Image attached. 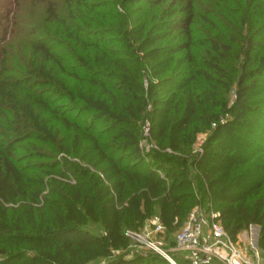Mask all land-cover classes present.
Wrapping results in <instances>:
<instances>
[{"label":"trees","instance_id":"trees-1","mask_svg":"<svg viewBox=\"0 0 264 264\" xmlns=\"http://www.w3.org/2000/svg\"><path fill=\"white\" fill-rule=\"evenodd\" d=\"M33 1L43 5L42 19L26 29L9 6L0 12V264H92L126 248L125 230L152 216L170 235L193 207L208 204L233 238L258 226L263 253L261 26H250L241 42L245 18L239 25L226 13L234 26L220 27L202 15L216 35L195 40L190 0L184 16L170 19L172 12L162 24L122 6L167 0H59L67 15L58 0ZM107 6L108 14L99 11ZM25 33L26 56L9 55L5 43ZM166 33L183 40L151 49ZM113 37L120 40L104 47ZM237 44L242 58L231 75L221 65ZM232 85L243 112L221 123L237 109L227 110ZM243 113L248 120L238 118ZM146 120L160 150L145 157ZM208 130L194 154L197 136ZM139 261L171 264L159 257L108 264Z\"/></svg>","mask_w":264,"mask_h":264},{"label":"rangeland","instance_id":"rangeland-1","mask_svg":"<svg viewBox=\"0 0 264 264\" xmlns=\"http://www.w3.org/2000/svg\"><path fill=\"white\" fill-rule=\"evenodd\" d=\"M59 1V0H58ZM188 0H167L161 2L159 5H156L154 7H150L147 4H144L143 1H139L133 5H125L122 6L126 9V12H130L134 15V17H142L145 15H148L150 18L153 16L154 19L152 22L154 24H162L169 20L168 18L172 14V12H176L170 19H177L182 16H184V11L182 10ZM192 1V8L193 12L197 14L195 17V24L191 25V28L193 30V35L195 40H205L206 37H213L215 38L216 33L214 31H210L209 26L207 24H204L202 20L199 18L200 16L204 15L207 18H209L211 21H213L218 26H223V24H226V22L229 23V25L232 27L234 26V21L236 23H239L240 25V18L246 19V24L239 29V32L242 34L238 36L237 41L243 40V38L248 37L250 26L257 23L258 25L256 27L261 26V34H264V0H190ZM60 7L62 10V15H67L69 8L66 6V4L61 3L59 1ZM10 7L12 10H14L16 15V23L21 26V28L26 29L27 24H31L32 22L34 25H36V22H39L42 19V9L43 5L38 2H34L33 0H19L18 5L15 6L14 0H0V12H2V7ZM18 6V7H17ZM100 8V7H99ZM123 8V9H124ZM119 11H121V7H117ZM99 11H104L106 14L109 13V6L100 8ZM122 12V11H121ZM240 12V13H239ZM231 14L233 18H236V20L228 19L225 14ZM234 14V15H233ZM32 20V21H31ZM31 22V23H29ZM105 23H112V21L107 20ZM138 25V24H137ZM238 26V25H236ZM237 32V34H239ZM52 34H54L52 32ZM155 34H163V31H153L152 35ZM168 34V33H166ZM25 36V37H24ZM22 38L29 39V37L26 36V33L23 35L14 36L11 41L8 43H5V48L7 51H9V55L12 56H26L27 49L24 48L22 45ZM112 45H103L106 48H111L114 44L117 43V40H120L119 37H113ZM182 39L181 36L176 37L174 33H169L166 35L162 40H159L155 42L150 48H163L166 46H170L173 44H176L177 42H180ZM118 48L120 47V43L117 44ZM116 45V46H117ZM241 45L237 44L232 47V53L230 57H228L227 64L221 65V67L224 69V72L231 74L233 73V68L238 67L241 62ZM197 50L202 51V47H198ZM182 53L176 54L174 56V61H176L178 58H180ZM10 57V56H9ZM27 61V59H25ZM5 64H13L10 62V60L5 62ZM224 91V89H222ZM236 101V93H235V85H232L229 88V92L227 93V110L236 109L237 105L235 103ZM148 109L150 107L148 106ZM243 111L242 109L237 108L236 111H232L228 115H225L224 118L221 116L219 117V121L221 123L225 122V119L228 118L230 120L237 117L238 114H241ZM238 118H244L245 120H248L249 116L247 113H243L242 115H239ZM213 128V127H212ZM210 133V130L206 131L205 133H202L198 135L197 137H202L201 142L202 146L200 148H203V145L206 141V138L208 134ZM140 148V146H139ZM141 151V150H140ZM194 154H198L199 152H193ZM252 232L253 236L255 237L256 245L258 247L260 256L264 260V252L262 253L261 249L258 246L259 242V227L256 225H253ZM95 230V228H93ZM101 234V232H99ZM249 233L247 234V236ZM174 236L173 234H167L166 231H164L162 234L156 235L155 238L162 241V245L160 247L161 251H153V250H140L138 252L132 251L131 248L128 246L126 248H122L119 250H111L110 254L101 257L96 262L92 264H108L110 261L116 259V258H124V259H134V258H153V257H159L162 259H166L167 257L170 258L175 262L176 259L178 260H184L180 253L176 252L174 250ZM244 236H239V239L243 240ZM163 254H162V253ZM140 260V259H139ZM176 263V262H175ZM91 264V263H90ZM138 264H142L141 261H139ZM157 264V263H156Z\"/></svg>","mask_w":264,"mask_h":264},{"label":"built area","instance_id":"built-area-1","mask_svg":"<svg viewBox=\"0 0 264 264\" xmlns=\"http://www.w3.org/2000/svg\"><path fill=\"white\" fill-rule=\"evenodd\" d=\"M145 84H147L146 81ZM201 139L202 137H197L193 152H202V148H200L202 146ZM139 146L142 155L145 157L160 150L151 136L150 120H146L142 126ZM166 152L171 153V150L167 149ZM157 172L163 177L161 171L158 170ZM253 227L251 225L244 232L243 240L239 239L241 236L239 234L233 238L223 227L219 212L215 211L211 204L205 208L196 205L175 232L174 250L180 253L189 264H264L255 237L251 233ZM164 231V225L159 217L154 215L145 221L142 228L125 230L124 236L132 251L153 250L159 252L162 241L155 236ZM166 259L171 264H177L168 257Z\"/></svg>","mask_w":264,"mask_h":264},{"label":"crops","instance_id":"crops-1","mask_svg":"<svg viewBox=\"0 0 264 264\" xmlns=\"http://www.w3.org/2000/svg\"><path fill=\"white\" fill-rule=\"evenodd\" d=\"M239 235H241V236H244L245 234H244V231L243 232H241V233H239Z\"/></svg>","mask_w":264,"mask_h":264}]
</instances>
